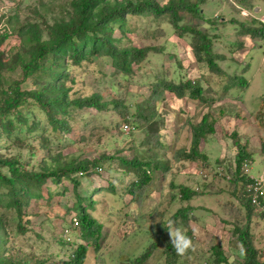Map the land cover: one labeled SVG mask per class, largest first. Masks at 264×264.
Returning a JSON list of instances; mask_svg holds the SVG:
<instances>
[{
	"label": "rangeland",
	"instance_id": "obj_1",
	"mask_svg": "<svg viewBox=\"0 0 264 264\" xmlns=\"http://www.w3.org/2000/svg\"><path fill=\"white\" fill-rule=\"evenodd\" d=\"M74 1L0 0V35L6 34L0 43V83L5 88L13 80L21 81L20 85L24 89H37L38 85L45 84L48 80L45 76H23L20 61L30 58L33 47L27 38L31 34L28 29L35 28L41 40L51 39L50 27L67 22L74 16ZM154 1L163 6L169 0ZM200 7L204 20L196 16L191 19L186 17L181 22H191L208 30L210 36L215 33L218 35L213 40V51L225 55L224 60H218L225 74L213 73L204 62L196 61L190 46V36H176L168 14L155 16L150 11H145L127 15L124 25H112V44L117 49L145 46L152 48L141 63L131 64L129 73L117 69L109 55H88L79 63H73L72 57L66 54L60 55L57 61L56 69L65 74L60 79L59 86L66 90L67 100L98 95L100 102L106 103L103 109L97 110L91 106L76 109L71 107L67 115L60 113L58 116L66 119L68 129H55L44 111L28 99L31 101L19 108L26 117L27 124L19 123L13 118L15 128L21 127V131L17 129L8 135L0 124V157H17L32 171L42 170L45 165L56 163L53 158L62 162L72 158L92 160L101 154L110 155L117 151L131 158L137 149H142L140 142L144 138L143 129L133 124L135 104L151 99L153 85L159 81L179 83L195 80L201 84L204 97L202 101L188 94L178 98L165 91L156 103V118L163 121L159 139L162 146L156 148V154L168 159L169 166L164 174L161 171L153 172L151 196L139 209L143 216H149L148 219L142 218V230H134L126 240L121 239L123 230H132L123 225V219H120L124 216L123 212L129 209L125 203L130 195L125 189L131 178L129 175L122 177L119 171L114 170L115 160L110 168L108 165L103 167L105 169L100 171L99 176L87 172L84 177H79L78 193L92 198V214L104 223L99 251L104 260L97 261L98 252L90 246L87 260L83 264H121L125 259L131 260L141 254L153 239V234L146 229L151 225L162 224L163 220H171L172 214L187 204L177 197L179 187L183 184L201 194L199 198L196 196L191 200L194 207L189 211L188 227L180 228L189 236H193L192 229L195 228L198 235L193 236L195 250L179 256L175 263L219 264L215 261L213 246L220 245L229 260L227 264H243V250L232 231L231 223L235 220L232 214L238 210L239 204L235 195L231 194L233 186L224 179L226 177L222 173L227 171L228 165L233 167L236 149L230 133L234 131L241 137L240 141L247 144L248 149H253L254 159L248 165V174L259 176L264 171V152H260L264 138V37L253 44L250 37L238 36L239 26L235 27L229 20L235 18L239 22L249 23L252 18H258L264 22V0H253L247 9L230 0H207ZM217 17L227 20V24L216 27L209 24V19ZM244 66L247 69L241 73ZM239 74L248 81L247 87L235 85L225 89L231 84L233 75ZM118 100L130 106L129 114L125 115L126 121H123L119 109L113 107V101ZM148 103L151 106L152 99ZM206 111L213 118L215 129L206 142L205 152L209 154V164L175 160V150L189 145L190 127L198 123ZM145 112L151 113V109L148 108ZM123 124L129 125V132L123 131ZM28 125H31L32 130H29ZM1 170L8 171L7 167H1ZM107 182L114 184V192L107 191L106 188L99 190V186L107 187ZM48 189L52 192L51 196L47 193ZM5 190V187H1L0 191ZM41 192V197H31L24 206V217L28 220L24 222L25 232H21L17 226L18 216L14 208L5 206L4 201H0V255L26 264H64L69 250L60 239L71 238L75 243L85 242L78 237L77 231L66 230L69 219L75 212L74 186L67 178L61 179L57 185L48 179ZM171 194L174 200L170 199ZM240 213H244L243 208ZM250 220V232L255 237L254 245L263 252L264 217L259 213L252 214ZM244 222L243 219L239 224ZM34 230L38 235H34ZM168 238L166 230L158 238L156 248L144 264H166L165 248Z\"/></svg>",
	"mask_w": 264,
	"mask_h": 264
},
{
	"label": "trees",
	"instance_id": "obj_2",
	"mask_svg": "<svg viewBox=\"0 0 264 264\" xmlns=\"http://www.w3.org/2000/svg\"><path fill=\"white\" fill-rule=\"evenodd\" d=\"M207 0H169L165 5L160 6L154 0H75L72 2L76 12L74 16L67 22H60L50 27L52 33L51 39L41 40L31 27L30 35L27 36L30 43L33 44L31 56L29 59L20 61V66L23 70L25 78L33 75L45 76L48 78L42 85H38L37 89H24L20 85L21 81L13 80L5 88L0 83V124L7 130L8 135L12 131L19 130L21 127L15 128L13 118H16L19 123L27 124V119L19 110L22 105L28 101H34L40 107L53 128L68 129L66 119L58 117L59 114L67 115L68 110L83 108L91 106L97 110L104 108L106 103L100 102L98 95L85 97L83 99L67 100V93L63 86H59L60 79L64 77L62 71L56 69L60 55L72 57L73 63H79L82 58L88 55H109L113 60V65L124 73H129L132 63H141L147 53L152 49L150 46L133 47L117 49L112 44V25H124L125 17L127 15L141 14L145 11H150L155 16L161 14H168L169 21L172 25L176 36L182 38L190 36V46L194 58L198 62H204L208 69L216 74H225L220 68L218 60H224V54H218L213 51V40L217 38V34L210 36L208 30H203L201 27L190 23L182 24L181 20L189 17V19L198 16V19L204 20L202 15L201 4ZM241 7L248 8L253 0H230ZM232 7V5H231ZM235 9L234 7H232ZM238 9V8H237ZM252 22L246 23L231 18L229 22L233 23L237 28V35H245L250 37L253 44L262 37H264V22L258 18H252ZM181 22V23H180ZM213 27L221 24L225 26L227 20L222 17H217L208 20ZM6 34L0 35V43L5 39ZM214 37V38H213ZM257 44V43H256ZM2 69V62L0 61V71ZM247 69V66L242 67L241 73ZM225 89H230L235 85H243L247 87L248 81L243 75H233V80ZM173 93L176 97L182 98L188 94L192 98L204 99L202 95L203 88L199 82L195 80H184L179 83L173 81H159L153 85L150 98L152 105L150 106L147 99L142 103L135 104V112L132 113L133 124L137 128H142L144 131V138L140 142L142 149H137L131 158H127L117 152L90 159L72 158L67 162H62L58 158L53 160L56 162L51 165H45L42 170L32 171L26 168L19 158H3L0 157V190L5 187L4 192L0 191V201L3 200L5 206L13 207L18 216L17 226L21 232L26 231L24 224V206L28 203L31 197H41L43 194L41 188L48 179L54 185L63 179L67 178L72 181L75 193L74 215L70 217L67 232L77 231L78 237L85 241L75 243L71 238H62L61 243L68 248V259L64 264H83L87 260L88 247H93L97 253L96 260L102 262L104 259L100 255V239L102 236V229L104 223L97 220L92 214L94 208V201L88 195H81L78 193L77 187L79 185V177H84L88 173H94L97 176L103 167L110 168L112 161L115 160L116 166L114 170L119 171L122 177L129 175L131 181L127 185L125 191L130 195L129 200L125 205L129 209L124 213L123 225L131 227V231L123 230L121 239L126 240L129 233L134 230H142V218L148 219L149 216L144 215L139 211L144 201L150 198L153 187V172L161 171L164 174L168 171L169 160L156 154V148L162 146L159 139L161 138V130L163 121L157 117L156 103L163 97L164 92ZM31 99V100H28ZM264 102V98H263ZM117 110L123 116V121H126L125 115L129 114L130 106L125 104L122 100L113 101ZM264 107V103L262 105ZM151 109V113L145 112L146 109ZM261 112V111H259ZM29 130H32L31 125H28ZM215 131L214 120L209 112H204L198 123H194L190 127L189 145L175 150L173 158L177 161L198 162L202 161V165H208L206 154L200 150L201 142L206 140ZM232 144L236 149L233 157V167L227 166V171L222 173L225 175L233 186L231 194L238 200V210L232 214L235 220H232L233 229L238 242L240 243L244 260L243 264H264V249L259 251L255 245V237L253 232H250L252 214L259 213L264 217V195L259 194L256 201H253L252 193L247 191L246 185L250 181V175L244 171V167L251 164L254 159L253 149H248L247 144L240 141V136L236 131L230 133ZM18 141V139H16ZM255 151V150H254ZM257 152V151H255ZM260 152H264V138L260 145ZM219 163L220 160H217ZM223 163V162H222ZM1 167H7L8 171L3 172ZM106 168V169H109ZM109 171V170H108ZM77 175V176H76ZM121 181V180H119ZM108 186H99V190L106 188L107 191L114 192V184L107 182ZM170 185L171 182L169 183ZM102 187V188H100ZM109 187V188H108ZM241 187V189H240ZM48 188V186H47ZM96 190V189H95ZM48 195L51 196V190L48 189ZM201 193L193 190L189 186L183 184L179 187L177 197L182 202H187L186 205L178 208L170 217L177 226L186 228L190 220L189 211L193 209L191 205L192 198L199 196ZM233 198V197H232ZM173 199V195H170ZM133 205V206H132ZM133 208H132V207ZM132 208V209H131ZM244 213H240L241 209ZM126 218V220H125ZM244 219V223L239 224ZM0 221L2 219L0 218ZM126 221V222H125ZM235 221V222H233ZM126 227V226H125ZM122 231V229H119ZM153 234V239L149 246L139 255L133 259H125L121 264H144L152 255L157 245L158 238L166 231L164 222L151 225L146 231ZM34 235H38L34 230ZM138 234V233H137ZM138 236V235H137ZM1 238V237H0ZM156 239V240H154ZM2 249V239H0V250ZM215 261L220 263H228L229 260L223 254L220 245L213 246ZM112 253V252H111ZM110 253V254H111ZM165 253L167 257L166 264H176L179 257L172 248L170 238L166 240ZM0 264H26L17 261L11 257L0 255Z\"/></svg>",
	"mask_w": 264,
	"mask_h": 264
},
{
	"label": "clouds",
	"instance_id": "obj_3",
	"mask_svg": "<svg viewBox=\"0 0 264 264\" xmlns=\"http://www.w3.org/2000/svg\"><path fill=\"white\" fill-rule=\"evenodd\" d=\"M163 222H164V227L168 231L172 248L178 256H185L190 251L195 250L193 236L198 235L197 229L193 228L192 229L193 236H189L187 232H185L179 226H177V224L174 221L163 220Z\"/></svg>",
	"mask_w": 264,
	"mask_h": 264
},
{
	"label": "built area",
	"instance_id": "obj_4",
	"mask_svg": "<svg viewBox=\"0 0 264 264\" xmlns=\"http://www.w3.org/2000/svg\"><path fill=\"white\" fill-rule=\"evenodd\" d=\"M122 129L125 132H129L130 127L127 124H123ZM244 171L248 172L247 166L244 167ZM246 188L249 193H252L253 201L255 202L259 194L263 193L264 175L250 176V181L247 183Z\"/></svg>",
	"mask_w": 264,
	"mask_h": 264
},
{
	"label": "crops",
	"instance_id": "obj_5",
	"mask_svg": "<svg viewBox=\"0 0 264 264\" xmlns=\"http://www.w3.org/2000/svg\"><path fill=\"white\" fill-rule=\"evenodd\" d=\"M264 103V102H263ZM264 107L262 106V109H263ZM235 127V126H234ZM212 135V134H211ZM210 135V136H211ZM210 136L206 139V140H203L202 142H201V146H200V150H201V152L202 153H204V154H206V156H207V159H208V162H209V159H210V157H209V154L208 153H206L205 152V148H206V146H207V143L206 142H208V139L210 138ZM206 143V144H205ZM264 159V158H263ZM264 161V160H263ZM263 173H262V175H264V171H262ZM200 196V195H199ZM199 196H197L198 198H199ZM193 199H195V197L194 198H192V200Z\"/></svg>",
	"mask_w": 264,
	"mask_h": 264
}]
</instances>
